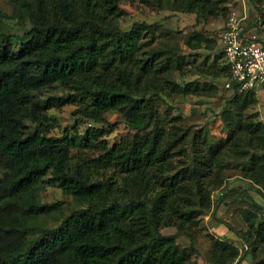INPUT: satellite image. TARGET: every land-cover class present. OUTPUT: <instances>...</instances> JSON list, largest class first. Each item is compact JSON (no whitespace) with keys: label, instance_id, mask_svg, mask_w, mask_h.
I'll return each instance as SVG.
<instances>
[{"label":"trees","instance_id":"trees-1","mask_svg":"<svg viewBox=\"0 0 264 264\" xmlns=\"http://www.w3.org/2000/svg\"><path fill=\"white\" fill-rule=\"evenodd\" d=\"M21 1L30 29L22 36L0 32V264H191V252L178 246L175 235L160 230L191 225L193 206L209 204L200 179L211 177L221 156L245 159L243 176L262 183L261 123L251 116L227 122L226 138L215 146L202 135L188 139L177 118H159L155 108L172 83V70L180 69L184 59L154 45L156 24L120 29L115 0ZM225 1L180 0L177 6L205 19ZM250 2L264 26V0ZM258 40L264 47V39ZM194 41L187 42L189 48L204 39L198 35ZM212 66L205 73L218 78L222 70L217 73ZM226 68L224 79L229 80ZM54 87L67 98L40 99V92ZM170 89L184 96L201 87L189 82ZM228 90L241 110L251 106L254 90L239 92L234 83ZM76 98L82 102L81 116L104 120V113L117 111L135 133L111 146L97 130L86 132L83 140L47 136L46 110ZM188 142L191 165L164 179L171 155H187ZM81 144L95 147L96 154L75 160L71 149ZM178 145L179 151L172 152ZM159 179L164 180L157 191ZM50 186L72 196L79 207L48 228L35 220L60 212V203H40L36 192ZM226 200L250 203L264 214V207L241 188L221 191L215 208ZM245 218L243 233L226 224L245 243L244 253L215 242L212 264H241L249 250L251 264H264V256L256 255L264 240V218L252 213Z\"/></svg>","mask_w":264,"mask_h":264},{"label":"rangeland","instance_id":"rangeland-1","mask_svg":"<svg viewBox=\"0 0 264 264\" xmlns=\"http://www.w3.org/2000/svg\"><path fill=\"white\" fill-rule=\"evenodd\" d=\"M21 0H0V32L22 36L30 29V22L21 4ZM119 8L118 25L122 30H128L134 23L156 24L153 31L155 46L169 49L176 57L182 56L180 69H173L170 75L171 85L176 89L182 88L189 82H196L201 89L184 96L178 95L170 87L165 86L164 92L156 99V110L159 118H177L181 132L188 139L194 135H202L214 146L226 138L227 122L235 124L238 119L255 117L264 129V87L255 91L254 100L245 110H241L232 103L231 91L226 88V62L220 49V36L231 18L242 20L243 26L250 30L257 38L264 39V26L250 0H226L217 7V14L205 19L196 18V14L181 11L177 4L180 0H115ZM257 25L254 27V25ZM204 39L196 49L189 48L187 42H195L196 36ZM19 43L14 42V50ZM169 62H172V57ZM220 76L214 78L205 72L213 68ZM224 67V68H223ZM210 72L209 74H211ZM204 84H212V88L204 89ZM42 100H51L53 97L67 98V93L59 87L44 90L39 94ZM75 103L66 104L60 108L46 110L49 119L47 136L79 140L86 132L97 130L102 132L101 140L109 146L131 137L135 132L129 128L122 115L117 111L103 114L104 120H96L81 116L77 109L82 102L78 98ZM83 140V139H81ZM201 145V143H200ZM179 146L174 151L178 152ZM187 155L173 153L168 170L163 172V178L172 177L183 166L192 162L191 145L185 146ZM95 153V147L80 145L71 149L75 160L86 158ZM221 166L214 170L210 178H201L200 184L210 199L209 204L194 205V219L183 228L164 227L160 230L162 235H175L176 243L180 248L191 252V264H212L211 257L216 253L215 242H227L234 246L242 255L246 249L245 243L238 234L231 231L226 224L238 233L247 231L246 214L252 213L259 219L264 218L255 205L246 202H231L226 200L219 203L216 208L218 196L221 191L237 187L248 192L251 198L260 207H264V180L261 184H254L246 179L242 170L246 160L234 156H221ZM190 178V177H189ZM164 179L156 183L157 191L161 188ZM191 180H197L196 177ZM118 181L120 179L118 177ZM190 182L189 179H185ZM153 192L149 196H153ZM40 203L59 202L60 212L40 217L35 223L42 227H54L60 220L69 214L79 204L72 196L65 194L57 187H43L36 192ZM257 256H264V240L258 246ZM253 254L250 250L241 264H251Z\"/></svg>","mask_w":264,"mask_h":264},{"label":"built area","instance_id":"built-area-1","mask_svg":"<svg viewBox=\"0 0 264 264\" xmlns=\"http://www.w3.org/2000/svg\"><path fill=\"white\" fill-rule=\"evenodd\" d=\"M220 49L230 71L226 88L232 83L239 92L264 87V47L242 20L231 18L220 36Z\"/></svg>","mask_w":264,"mask_h":264}]
</instances>
